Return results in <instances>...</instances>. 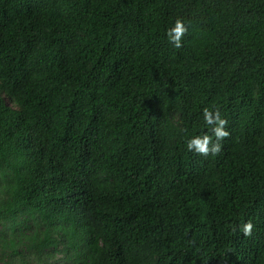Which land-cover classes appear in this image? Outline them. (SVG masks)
Returning <instances> with one entry per match:
<instances>
[{"label":"trees","instance_id":"1","mask_svg":"<svg viewBox=\"0 0 264 264\" xmlns=\"http://www.w3.org/2000/svg\"><path fill=\"white\" fill-rule=\"evenodd\" d=\"M28 261L264 264V0H0V264Z\"/></svg>","mask_w":264,"mask_h":264},{"label":"clouds","instance_id":"2","mask_svg":"<svg viewBox=\"0 0 264 264\" xmlns=\"http://www.w3.org/2000/svg\"><path fill=\"white\" fill-rule=\"evenodd\" d=\"M186 26L184 22L180 19H176L171 27L167 30V36L170 42H174L176 47H179L181 44V37L186 32ZM203 117L206 123L213 124L215 123V127L213 128V132L217 138H222L227 136L228 133L224 130L223 125L225 124V120L221 119L219 113H212L208 109H204ZM210 137L208 135L204 136H194L187 140V148L188 150L196 151L199 153L207 154L209 152V141ZM219 150V145H214L211 151L216 152ZM252 223L247 222L242 225V231L244 235H250L252 230Z\"/></svg>","mask_w":264,"mask_h":264},{"label":"rangeland","instance_id":"3","mask_svg":"<svg viewBox=\"0 0 264 264\" xmlns=\"http://www.w3.org/2000/svg\"><path fill=\"white\" fill-rule=\"evenodd\" d=\"M31 263V261H28V264H30Z\"/></svg>","mask_w":264,"mask_h":264}]
</instances>
